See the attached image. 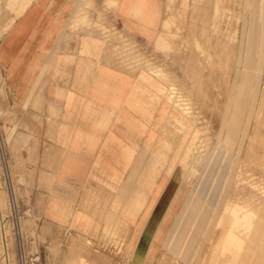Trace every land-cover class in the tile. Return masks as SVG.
Listing matches in <instances>:
<instances>
[{
	"label": "rangeland",
	"instance_id": "374dc122",
	"mask_svg": "<svg viewBox=\"0 0 264 264\" xmlns=\"http://www.w3.org/2000/svg\"><path fill=\"white\" fill-rule=\"evenodd\" d=\"M34 1H26L24 9ZM159 2L165 20L158 40L147 45L150 52L142 54L126 37V44L114 54L124 66L127 58H133L137 65L133 70L153 71L151 75L156 73L164 83L163 92L174 88L182 101L187 100L188 113L172 103L176 123L159 129L164 138L161 159L177 188L174 207L165 216L170 227L106 229L104 244L95 250L86 239L85 251L104 255L110 248L108 264H264V0H239L236 15L230 7L225 10L222 0ZM14 3L0 0V30L13 16L7 4ZM84 3L85 14L102 13L95 27L106 42L111 2ZM81 22L89 26L88 20ZM6 36L0 38V264H45V237L50 231L42 214L46 201L37 193L50 180L45 173L44 126L46 105L51 102L44 99V85L38 86L34 100L13 97L1 62ZM229 51L235 52L232 59ZM185 120L187 129L179 126ZM179 158L188 160L187 169L196 167L194 175L183 177L173 171L177 164L183 165ZM65 237L71 242L82 239L76 230ZM137 237L145 238L140 247ZM126 253L128 260H119ZM78 264L92 262L82 259Z\"/></svg>",
	"mask_w": 264,
	"mask_h": 264
},
{
	"label": "crops",
	"instance_id": "0c3cea01",
	"mask_svg": "<svg viewBox=\"0 0 264 264\" xmlns=\"http://www.w3.org/2000/svg\"><path fill=\"white\" fill-rule=\"evenodd\" d=\"M15 1L12 7L7 4L13 16L0 30V38L7 35L1 52L6 83L20 101L36 99L38 86L44 85V99L51 102L44 126L50 180L37 193L46 201L42 214L50 231L45 264H78L82 259L108 264L110 248L104 255L86 252V239L96 250L104 244L106 229L170 227L165 216L174 207L177 188L161 159L164 138L159 129L174 125L178 115L158 77L131 71L136 61L127 58L120 65L114 54L126 37L142 54L150 52L147 45L161 35L164 8L159 0H107L113 13L107 20L109 39L103 42L95 27L102 13H79L85 0H35L25 9L28 0ZM188 125L185 120L179 126ZM187 159L179 158L183 165L173 171L194 175L196 167L187 169ZM74 230L82 239L71 242L65 235ZM141 238L135 239L138 247ZM119 260L127 261L128 253Z\"/></svg>",
	"mask_w": 264,
	"mask_h": 264
},
{
	"label": "bare ground",
	"instance_id": "6f19581e",
	"mask_svg": "<svg viewBox=\"0 0 264 264\" xmlns=\"http://www.w3.org/2000/svg\"><path fill=\"white\" fill-rule=\"evenodd\" d=\"M87 2V1H86ZM85 2V3H86ZM222 4H223V6L225 7V10H227V7H230V8H232L234 11L232 12L234 15H236L237 14V5L239 4V0H222ZM87 5V4H86ZM89 6V5H88ZM232 9H231V11H232ZM80 14H83V13H85V11H83V10H81L80 12H79ZM227 13H228V11H227ZM223 16H225V13H224V15ZM222 16V17H223ZM221 17V18H222ZM236 23V22H235ZM234 24V23H233ZM86 27V26H85ZM234 29H235V27H234ZM81 30V29H80ZM96 31V30H95ZM234 31H237V29H235ZM238 32V31H237ZM235 33V32H234ZM97 34V33H96ZM114 34V33H113ZM117 34V33H116ZM118 40H119V37H118ZM109 46V45H108ZM235 52H231V51H229V55H230V57H231V59H232V56L231 55H233ZM131 54V53H130ZM249 56H250V52L249 51H247V53H246V58H248L249 59ZM130 57V56H129ZM137 57V56H136ZM149 63V62H148ZM152 64V63H151ZM149 65V64H148ZM145 66V65H144ZM150 66V65H149ZM148 66V67H149ZM126 69V68H125ZM152 69V68H151ZM212 69V68H211ZM201 70V69H200ZM131 71H134V70H131ZM155 71V70H154ZM153 71H151V73H152ZM200 72V71H199ZM155 73V72H154ZM210 73V72H209ZM153 74V73H152ZM200 74V73H199ZM132 75V74H131ZM155 75H157L156 73H155ZM154 75V76H155ZM207 75V74H206ZM218 75H219V77L221 78V73H220V71L218 72ZM135 77V76H134ZM208 78H209V76H207ZM156 78V77H155ZM196 78V82H198V80L200 79L199 78V76H196L195 77ZM161 79V78H160ZM193 80V81H194ZM208 81V80H207ZM176 82V81H175ZM198 85V84H197ZM168 86V85H167ZM174 88H169V90H170V93H169V91H164V93H165V95L167 96V99H168V101L172 104H175L178 108H180V110L184 113V111L186 112V114L188 113L187 111H188V108L189 107H187V102H185V101H187V100H185V101H182L181 99H180V97L178 96V95H176L177 93H175V91H176V89H175V91L173 90ZM214 91V90H213ZM177 92V91H176ZM217 92V91H216ZM262 93H264V92H262ZM209 95H211V97H212V99L214 98V95L216 96V93H213V94H209ZM184 96V95H183ZM205 97V96H204ZM210 97V96H209ZM210 97V98H211ZM210 98H208V101H210L211 102V99ZM261 98V97H260ZM185 99V98H184ZM183 99V100H184ZM215 101V100H214ZM263 101V100H262ZM222 102V101H221ZM224 102V101H223ZM214 103H216V102H214ZM262 103V105H263V102H261ZM261 103L259 104V105H261ZM189 104V103H188ZM211 104V103H210ZM213 104V103H212ZM222 104V103H221ZM192 105H194V104H192ZM213 105H215V104H213ZM220 107V106H219ZM206 110V109H205ZM260 110V109H259ZM262 110V109H261ZM194 111V110H193ZM264 111V110H263ZM262 111V112H263ZM195 112V111H194ZM206 112L204 111V114H205ZM261 113H260V111H259V115H260ZM208 115V114H207ZM220 115V114H219ZM263 115V114H262ZM188 116V115H187ZM205 116V115H204ZM258 116V115H257ZM264 116V115H263ZM260 118V117H259ZM258 118V119H259ZM210 120V119H209ZM179 122H184V121H182V120H180ZM208 123H209V121H208ZM209 126V125H208ZM206 135V134H205ZM204 136V135H203ZM198 138V137H197ZM196 142H198V141H196ZM189 143V142H188ZM188 143H187V146H188ZM195 144V143H194ZM190 145V144H189ZM191 146V145H190ZM193 148V147H192ZM194 149H195V147H194ZM186 150V149H185ZM191 150V149H190ZM193 152V151H192ZM189 154V153H188ZM198 155H200L201 156V154H199L198 153ZM194 156V155H193ZM192 158H194V160H198L199 159V162H200V160H202V159H200L199 158V156H194V157H192ZM257 158V157H256ZM257 160V159H256ZM262 161H263V159H262ZM264 162V161H263ZM260 163V162H259ZM262 163V162H261ZM264 165H262V167H263ZM183 167V166H182ZM259 167V166H258ZM181 169V168H180ZM242 170V169H241ZM244 171V170H243ZM243 173V172H242ZM212 186V185H211ZM237 190V189H236ZM231 198V197H230ZM230 204V203H229ZM232 204V203H231ZM190 205V204H189ZM232 207H234V205L232 206ZM227 208H228V206H227ZM233 209H235V208H233ZM229 212V211H228ZM235 212V211H234ZM183 218V217H182ZM253 221V220H252ZM261 224V223H260ZM264 226V225H263ZM262 228V227H261ZM216 229H219V228H215V230ZM242 229V228H241ZM220 230H221V226H220ZM4 231V230H3ZM239 231V230H238ZM214 232V231H213ZM216 232V231H215ZM218 232V231H217ZM220 233V232H219ZM235 233V232H234ZM256 233V232H255ZM213 238V237H212ZM5 239H6V231H4L3 232V246L7 249V247H6V243H5ZM223 239V238H222ZM215 242V241H214ZM248 242V241H247ZM246 243V242H245ZM1 244V243H0ZM215 244V243H214ZM213 244V245H214ZM233 244V243H232ZM9 245V244H8ZM242 245V244H241ZM212 246V245H211ZM245 246V245H244ZM249 247H250V245H248ZM3 247V248H4ZM213 247V246H212ZM210 248V247H209ZM245 248V247H244ZM5 250V249H4ZM211 251V250H210ZM208 252H209V250H208ZM226 252V251H225ZM6 253V255H8V252L6 251L5 252ZM233 253V252H232ZM210 254V253H209ZM247 255V254H246ZM251 255V254H250ZM249 255V256H250ZM13 256V255H12ZM236 257V256H235ZM238 257H240V256H238ZM6 259L8 260V258H7V256H6ZM241 260V259H240ZM242 261V260H241ZM240 264V263H239ZM241 264H242V262H241ZM245 264V263H244Z\"/></svg>",
	"mask_w": 264,
	"mask_h": 264
}]
</instances>
